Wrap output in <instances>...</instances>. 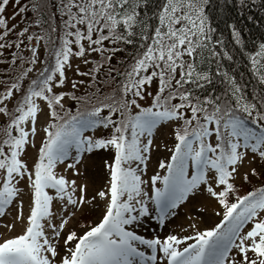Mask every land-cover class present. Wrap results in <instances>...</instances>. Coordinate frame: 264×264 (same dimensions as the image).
Here are the masks:
<instances>
[{
	"label": "snow or ice",
	"instance_id": "snow-or-ice-1",
	"mask_svg": "<svg viewBox=\"0 0 264 264\" xmlns=\"http://www.w3.org/2000/svg\"><path fill=\"white\" fill-rule=\"evenodd\" d=\"M150 2L61 0L62 18H67L63 19L60 45L50 53L51 62L26 89L22 90L17 79L0 94V115L8 118L0 127V217L19 200L15 220L24 221L23 234L0 243V264H264V187L229 203L237 192L236 181L249 180L240 173L248 156L264 161V97L258 103L249 102L236 80L219 71L217 75L229 85L223 97L194 95L188 86L204 88L212 82L209 73L198 70L196 59L205 50L211 57L219 56L210 47L214 30L205 15L208 0H160L154 14L145 17L142 11ZM9 3L0 0V49L12 47L6 37L15 26L9 28L3 15ZM25 11L19 9V13ZM27 32L25 28L17 35L24 37ZM135 36L144 42L143 51L123 73L118 95L90 110L67 113L66 95L91 103L74 93L56 91L65 86L71 57L87 64L86 57L98 53L110 61L111 55L104 53L118 49L105 48V41L132 44ZM232 36L239 44V31L234 29ZM27 39L43 37L29 35ZM50 42L55 43L51 38ZM23 43L21 39L15 47L19 49ZM29 51L31 59L14 56L13 64L17 59L36 64V48ZM224 55L231 60L227 52ZM251 66L258 83L264 85V44L251 57ZM32 70L27 68L20 79ZM91 74L77 71V75ZM154 83L156 93L152 95L148 88ZM71 88L77 89L78 83L71 82ZM17 92L21 98L9 110L8 103ZM146 95H152V103L142 107L139 101ZM45 108L51 122L43 128L37 158L29 168L24 157L29 147L36 148ZM105 109L109 114L101 116ZM133 109L138 111L133 114ZM169 121H182V125L175 131L177 143L169 162H159L166 174L145 180L154 130ZM101 127L111 129L110 134L86 135ZM101 151L112 153L111 162L104 161L108 180L91 199L86 186L57 175V166L66 164L79 176L82 155ZM255 174L252 170L251 175ZM24 189L30 197L26 220L20 200ZM201 190L224 209L223 220L214 229L183 238L171 233L163 239L138 234L137 229L153 219L164 225L175 209ZM94 201L107 202L100 222L83 234L66 231L76 213ZM56 203L61 205L59 212Z\"/></svg>",
	"mask_w": 264,
	"mask_h": 264
},
{
	"label": "trees",
	"instance_id": "trees-1",
	"mask_svg": "<svg viewBox=\"0 0 264 264\" xmlns=\"http://www.w3.org/2000/svg\"><path fill=\"white\" fill-rule=\"evenodd\" d=\"M160 0H151L146 8L143 9L142 15L151 17L156 11ZM10 4V5H9ZM6 7H13V14L19 13L21 7L26 11L15 15L16 24L9 26L14 27L6 40L12 47L0 49V94L5 90L6 85H10L13 81L19 79L22 90L26 89L31 81L35 79L38 74L49 65L51 62V51L60 45V37L63 35V19L61 0H10ZM38 5V10H34V6ZM13 14L10 18L13 17ZM6 17V10L3 14ZM205 15L208 18V24L212 31V43L210 47L215 48L219 53L218 57H211L207 50L198 57L195 61L198 70L207 72L212 77V82L206 84L204 88H197L191 85V90L194 95L201 99L206 97L215 98L216 96L223 97L229 90L228 83L224 80L220 73L227 72L229 77L234 78L236 82L243 89L245 98L249 102L258 103L261 97H264V85L258 83L257 76L254 74L251 66V57L255 56L259 51V46L264 44V0H208L205 6ZM13 19V18H12ZM153 26L155 21H149ZM27 28L28 32L24 37H18L23 29ZM53 28L57 30L52 31ZM237 30L240 33V43L237 44L233 39L232 32ZM151 32V29L149 30ZM43 37V39H33L29 41L27 37ZM55 41V43L50 42ZM23 39L24 43L19 49L15 44L20 43ZM132 44H111L105 41L104 47L107 49H118L114 52H105L104 56L111 55L110 61H105L104 57L98 53L93 54L92 58L87 64V69L84 73H92L91 75H84L86 81L83 82V87L77 92H73L81 101H91V103L84 104L75 100L69 99L68 104H64V109L70 115H75L77 111L90 110L93 105L99 106L100 102L109 103L107 97L118 95V86L122 83L124 77L123 73L130 68L134 58L139 56L143 51L141 45L144 43L138 36L132 38ZM85 46H87L85 44ZM36 48L40 54V65L35 68V65L28 64L19 59L13 64L14 56L22 57L24 61L32 58V53L29 48ZM74 51L76 50L73 45ZM227 52L231 56L229 60L224 53ZM77 58L75 56L71 57ZM37 60V59H36ZM99 65L98 71H94ZM31 67L33 70L24 76L22 79L21 73ZM152 95L156 93V84ZM149 87V88H150ZM69 93V95L73 94ZM147 96V95H146ZM21 93H15L12 100L8 103L9 110H14V106L19 102ZM152 103V96H151ZM138 109H133L135 114ZM64 114V113H62ZM108 110L105 109L101 116H107ZM2 116V115H1ZM0 121V127H3L7 121V117ZM69 116L66 115L65 119ZM117 119V116H113ZM51 121L49 120V123ZM177 122V121H176ZM182 121L177 122L175 131L180 128ZM102 128V127H101ZM102 136H108L111 129H103ZM175 140V136H174ZM177 143V141L175 140ZM260 180L259 184H255L249 180L237 189V192L230 196L235 198L237 196L243 197L249 192L257 191L264 187V176L257 175Z\"/></svg>",
	"mask_w": 264,
	"mask_h": 264
},
{
	"label": "rangeland",
	"instance_id": "rangeland-1",
	"mask_svg": "<svg viewBox=\"0 0 264 264\" xmlns=\"http://www.w3.org/2000/svg\"><path fill=\"white\" fill-rule=\"evenodd\" d=\"M10 5V4H9ZM13 14V7L9 6L6 9V18H8V26L16 24V19L10 18ZM37 62L35 68L40 65V54L37 50ZM93 54L86 57L89 61ZM71 68L66 69V83L62 89H56L57 92H64L69 95V93L77 92L83 87V83L80 81H86L84 75H77V71L84 73L87 69V64L84 63L82 58H72L70 60ZM77 82L78 88L72 89L71 82ZM150 93H153L154 87L148 88ZM151 96L147 95L144 100L139 101L142 107H148L151 105ZM40 103L39 101H37ZM69 103V98L66 95L64 104ZM43 107V105H42ZM4 119L0 115V121ZM49 117L47 115V109H44V113L40 116L39 127L40 135L36 137L35 144L36 148L29 147L24 159L27 161L29 168H31L37 158L36 149L40 146L42 139L44 137L43 128L47 127L49 123ZM176 121L163 122L161 125L154 130L153 133V146L150 152V159L147 164V171L144 175V179L148 180L151 176L159 173L161 176L166 174V169L159 168V162L163 161L165 163L169 162L172 155V150L175 147V126ZM103 128L87 132L86 135H91L94 137H101L103 133ZM214 141V138H213ZM74 151V150H73ZM112 153L109 152H94L91 154H83L82 162L77 166L79 169V176L73 175V170L67 169L65 165H58L56 172L57 175H62L69 180L75 179L77 185L86 186V193L89 199L99 190L106 187V182L108 180V171L105 167L104 161L108 160L111 162ZM68 162H71L70 160ZM252 170H255V175H251ZM191 172V169H190ZM240 173L242 175H248L250 180L255 184H259L260 180L257 175L264 176V161L256 158L253 159L250 154L248 158L244 161L243 166L240 168ZM245 184L244 181L237 180L235 183L236 188L242 187ZM162 187V185H158ZM23 188V184L21 185ZM145 191L150 192V188L145 186ZM25 195L20 197L23 201V216L26 220L29 214V203L30 197L28 195V190L24 189ZM79 195V193H77ZM236 200L235 196L229 198V203H234ZM15 201L13 205L10 206L7 214L4 217H0V243L4 242L6 239L14 238L18 235L23 234L24 231V221H17L15 217L17 216V204ZM106 201H94L83 208L82 211L76 213L74 220L70 221L67 226V230H75L78 234H83L90 226H95L100 222L105 211ZM61 205L59 203L55 204V210L60 211ZM224 209L212 198H210L206 192L200 191L195 196L190 197L187 201L182 203L177 209L174 210V214L169 216L165 220L164 225H158V221L153 219L149 224L144 227L138 228V234L146 237L159 236L161 239L166 237L168 234H176L183 238L186 236L195 235L197 232H203L207 230H212L216 225L220 224L223 220ZM219 213V215L217 214ZM63 214V213H61ZM5 225H14L12 230H9ZM194 226V227H193ZM249 225L248 227H250ZM147 229V230H146ZM188 243H194V241H188ZM184 245H181L183 248Z\"/></svg>",
	"mask_w": 264,
	"mask_h": 264
}]
</instances>
